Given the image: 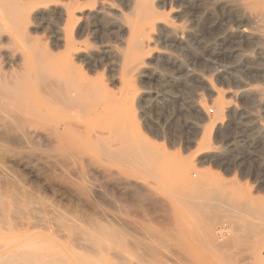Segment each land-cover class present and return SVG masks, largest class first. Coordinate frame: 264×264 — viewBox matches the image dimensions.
I'll list each match as a JSON object with an SVG mask.
<instances>
[{
	"label": "rangeland",
	"instance_id": "rangeland-1",
	"mask_svg": "<svg viewBox=\"0 0 264 264\" xmlns=\"http://www.w3.org/2000/svg\"><path fill=\"white\" fill-rule=\"evenodd\" d=\"M210 1L159 7L179 36L157 32L149 55L155 75L120 79L104 57L91 66V78L106 82L121 101L125 133L147 151L136 167L109 163L117 187L94 176L99 190L75 193L58 168L16 165L13 144L0 148L1 171L15 188L17 181V193L27 189L38 198L32 199L37 215L54 209L77 224L85 220L78 231L87 232L0 234V264H264V23L251 20L250 9ZM91 26L81 40L89 48L118 45L122 33ZM60 27L33 25L38 48L61 54L53 49ZM160 53L171 60L153 58ZM219 97L228 111L208 127ZM198 185L225 195L227 206L181 197L195 194ZM92 221L106 229L91 230Z\"/></svg>",
	"mask_w": 264,
	"mask_h": 264
},
{
	"label": "bare ground",
	"instance_id": "bare-ground-1",
	"mask_svg": "<svg viewBox=\"0 0 264 264\" xmlns=\"http://www.w3.org/2000/svg\"><path fill=\"white\" fill-rule=\"evenodd\" d=\"M118 1L126 6L127 12L118 9L111 0L91 2L0 0V63H2L0 64V148L4 145L6 147L8 143L13 144L11 146H14V151L9 156L16 165L28 164L34 168L47 167L53 170L58 168L64 173L63 179L68 187L79 194L89 193L91 188L94 189L96 186L92 181L94 176L98 177V181L102 179L110 186L117 187L118 181L115 176L118 173L114 167L117 174L113 169L112 171L107 169L109 163L123 162L136 167L142 164L140 158L144 154L142 158L145 159L147 152L145 148H141L134 135L125 133L122 117L124 109L121 101L106 82L91 78V66L104 57L110 63V71H116L120 79H126L133 74L140 77L155 75L156 72L149 66V55L151 47L157 41V32L161 31L170 40H176L179 36L168 11L163 12V8L160 12L159 7L171 2L207 6L209 2V0ZM211 1H215L214 5L217 1L227 5L231 2L245 7L244 10L250 9L251 12L247 10L250 13L249 18L264 23V0ZM51 22L61 26L60 29L57 28L58 34L55 35L53 47L54 50H63L58 56L52 51L43 52L42 48L39 49V44L37 46L36 43L38 39L32 36L33 25H49ZM91 25L98 26L102 30L109 29L122 33L120 39H116L118 45L113 47L115 44H111L112 47L103 48L101 46L99 51L89 48L85 41L81 42V40L86 36ZM257 36L256 38H259ZM259 41L264 43V36ZM5 48L7 50H4ZM153 58L171 60L169 56L161 53L154 54ZM144 98L145 95H139L140 100ZM216 107L217 118L208 121V127L217 125L220 116L228 111L222 97L218 98ZM103 158L106 165L102 164ZM76 166H78L76 169L79 168L77 172L74 168ZM2 171L0 166V234L2 236L8 234L26 236L37 229V231L57 230L70 233L74 228H77V231L83 228L80 227L82 220L77 224L72 218L77 227L72 219L55 212L54 209L48 210L50 209L48 208L44 217L41 215L43 213L37 215L39 208L34 207V204L38 203L33 201L37 199L39 202L38 198L29 194L26 188L28 194L24 191L20 193V189L17 193L15 191L19 186L17 181L15 188V184H10L9 176L7 177ZM10 181L13 182L12 179ZM10 187H13V190ZM95 188L98 189L97 186ZM195 190V194L189 193L184 196L182 194L181 197L205 199L209 204L227 206L225 195L206 190L201 185ZM42 205L40 202L41 207ZM89 227L94 231L105 228L102 224L98 222L95 224L93 221ZM78 232L85 230L81 229ZM109 236L114 237L115 234Z\"/></svg>",
	"mask_w": 264,
	"mask_h": 264
}]
</instances>
